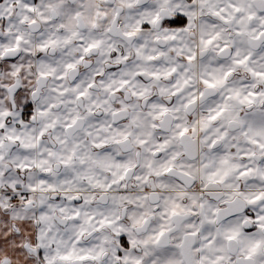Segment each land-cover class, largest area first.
I'll list each match as a JSON object with an SVG mask.
<instances>
[{
    "label": "snow or ice",
    "instance_id": "6c2138e0",
    "mask_svg": "<svg viewBox=\"0 0 264 264\" xmlns=\"http://www.w3.org/2000/svg\"><path fill=\"white\" fill-rule=\"evenodd\" d=\"M0 264H264V0H0Z\"/></svg>",
    "mask_w": 264,
    "mask_h": 264
}]
</instances>
